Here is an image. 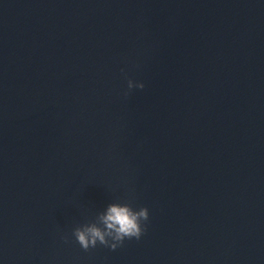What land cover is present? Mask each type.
Masks as SVG:
<instances>
[{
  "label": "water",
  "instance_id": "obj_1",
  "mask_svg": "<svg viewBox=\"0 0 264 264\" xmlns=\"http://www.w3.org/2000/svg\"><path fill=\"white\" fill-rule=\"evenodd\" d=\"M0 264H264V0H0Z\"/></svg>",
  "mask_w": 264,
  "mask_h": 264
},
{
  "label": "clouds",
  "instance_id": "obj_2",
  "mask_svg": "<svg viewBox=\"0 0 264 264\" xmlns=\"http://www.w3.org/2000/svg\"><path fill=\"white\" fill-rule=\"evenodd\" d=\"M136 87L143 89L145 84L129 79L125 95ZM149 216L150 212L146 206L137 210L129 202H112L100 211L95 219L75 227L73 235L85 251L95 248L98 244L115 250L122 246L126 239L139 240L146 231Z\"/></svg>",
  "mask_w": 264,
  "mask_h": 264
}]
</instances>
